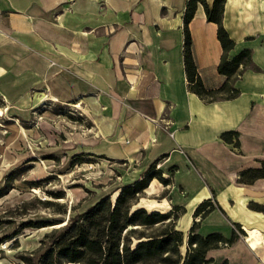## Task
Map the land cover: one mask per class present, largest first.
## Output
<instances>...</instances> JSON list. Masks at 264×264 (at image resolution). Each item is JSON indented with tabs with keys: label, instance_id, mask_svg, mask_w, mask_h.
<instances>
[{
	"label": "crops",
	"instance_id": "1",
	"mask_svg": "<svg viewBox=\"0 0 264 264\" xmlns=\"http://www.w3.org/2000/svg\"><path fill=\"white\" fill-rule=\"evenodd\" d=\"M187 1L0 0V82L25 92L46 83L55 99L97 102L101 153L131 162L132 181L154 162L163 177L171 174L188 197L183 233L193 224L191 214L203 236L230 238L237 225L245 231V242L238 234L232 245L209 250L211 264H259L264 213L248 203L264 204V179L241 184L237 178L264 161V0H225L222 23L235 42L230 53L249 49L251 65L240 66L237 97L213 102L188 88ZM188 28L203 85L219 88L226 77L217 70V24L198 5ZM229 131L237 132L238 147L235 137L221 138ZM205 200L214 209L194 216Z\"/></svg>",
	"mask_w": 264,
	"mask_h": 264
},
{
	"label": "rangeland",
	"instance_id": "2",
	"mask_svg": "<svg viewBox=\"0 0 264 264\" xmlns=\"http://www.w3.org/2000/svg\"><path fill=\"white\" fill-rule=\"evenodd\" d=\"M0 90V195L5 192L0 196V264H17V256L38 248L44 234L69 216L107 194L113 201L115 189L131 182L137 172L131 162L108 157L98 148L97 102L55 99L46 83L26 92L17 83L1 84ZM158 182L151 194H140L135 208L170 212L181 231L190 215L183 206L188 197L172 175L169 184ZM46 200L51 202L47 207L42 204ZM190 217L196 223L197 218ZM41 220L63 222L42 228L23 225ZM237 232L245 242V231ZM181 251L184 254V246ZM256 258L264 264V256Z\"/></svg>",
	"mask_w": 264,
	"mask_h": 264
},
{
	"label": "trees",
	"instance_id": "3",
	"mask_svg": "<svg viewBox=\"0 0 264 264\" xmlns=\"http://www.w3.org/2000/svg\"><path fill=\"white\" fill-rule=\"evenodd\" d=\"M198 5L203 7L207 21L217 24V38L222 48L217 70L226 80L216 89H207L203 85L191 51L188 24ZM224 5L225 0H212L210 4L207 0H188L183 16V62L188 88L206 102L237 97L240 92L234 86V81L240 74V66L245 68L251 65L249 49L235 55L230 53L235 42L222 23ZM232 137L236 138L234 146L238 147L237 132L221 134L226 142H231ZM156 164L152 163L140 178L115 189L117 194L113 201L107 194L92 206L69 216L63 225L45 233L38 248L17 256V264H211L213 260L206 256L207 252L232 245L238 239L235 231L230 238L218 232L203 236L198 233L197 224L193 223L185 237L171 222L170 212L135 208L140 203L138 197L149 189L153 180L157 179L163 184L170 182L171 174L163 177ZM257 179H264V161H260L258 167L239 171L237 182L252 184ZM42 204L47 207L51 202L46 200ZM248 207L264 213V204L250 201ZM213 209L212 201L205 200L197 205L194 216L205 217ZM62 222L41 220L23 225L42 228ZM154 227H159V230L149 232ZM236 228L243 232L239 225ZM183 246L184 254L181 251Z\"/></svg>",
	"mask_w": 264,
	"mask_h": 264
},
{
	"label": "bare ground",
	"instance_id": "4",
	"mask_svg": "<svg viewBox=\"0 0 264 264\" xmlns=\"http://www.w3.org/2000/svg\"><path fill=\"white\" fill-rule=\"evenodd\" d=\"M58 227V226H57Z\"/></svg>",
	"mask_w": 264,
	"mask_h": 264
}]
</instances>
